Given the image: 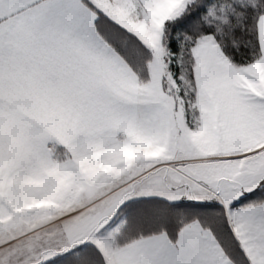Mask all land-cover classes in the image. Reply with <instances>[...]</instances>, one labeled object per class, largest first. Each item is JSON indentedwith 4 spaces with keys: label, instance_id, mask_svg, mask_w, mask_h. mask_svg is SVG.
<instances>
[{
    "label": "snow or ice",
    "instance_id": "1",
    "mask_svg": "<svg viewBox=\"0 0 264 264\" xmlns=\"http://www.w3.org/2000/svg\"><path fill=\"white\" fill-rule=\"evenodd\" d=\"M0 264H264V0H0Z\"/></svg>",
    "mask_w": 264,
    "mask_h": 264
}]
</instances>
